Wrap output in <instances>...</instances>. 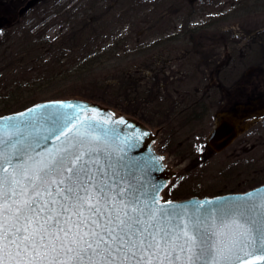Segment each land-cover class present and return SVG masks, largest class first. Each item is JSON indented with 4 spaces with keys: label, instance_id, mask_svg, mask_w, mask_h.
<instances>
[{
    "label": "snow or ice",
    "instance_id": "obj_1",
    "mask_svg": "<svg viewBox=\"0 0 264 264\" xmlns=\"http://www.w3.org/2000/svg\"><path fill=\"white\" fill-rule=\"evenodd\" d=\"M59 108L39 114L29 108L27 122L3 118L7 124L0 130V264L264 260V227L256 226L250 215L254 205L210 200L191 207L170 200L161 204L158 188L145 192L111 162L107 132L101 136L97 131L110 117L101 121L95 109L67 113ZM17 116L23 118L25 112ZM42 124L47 125L43 135Z\"/></svg>",
    "mask_w": 264,
    "mask_h": 264
},
{
    "label": "rangeland",
    "instance_id": "obj_2",
    "mask_svg": "<svg viewBox=\"0 0 264 264\" xmlns=\"http://www.w3.org/2000/svg\"><path fill=\"white\" fill-rule=\"evenodd\" d=\"M131 2H140L137 16L125 13ZM89 4L90 0H52L51 7H47L41 1L19 23L33 30L44 28L49 40L65 36L66 60L78 59L71 46L77 42L79 25L88 18L89 29L104 33V46L111 44L112 37H126L124 49L128 50L121 51L120 47L112 55H103L100 67L90 74L98 78L94 87H85L88 79L68 80L61 75L39 85L37 100L48 98L53 92L84 97V92L91 91L95 100L141 117L155 127L159 95L160 100H170L168 95L189 99L201 78L214 77L227 85L239 77L243 83L248 78L251 83L264 82V0H197L194 9L180 0H98L94 9ZM179 4L186 6H181L180 13L173 12ZM122 9L123 15L118 17L116 13ZM15 28L6 29L7 34L10 36ZM193 35L199 48L190 38ZM7 39L8 36L0 37L1 43L6 40L0 51L14 50L19 42L14 37ZM138 44L140 47H136ZM49 53L55 55V48ZM2 58L0 86L9 72L16 71L19 62L14 60L9 66L12 57ZM7 66L8 72L3 73ZM25 77H31V71H25ZM3 93L0 87V95ZM209 115L184 124L171 119L159 133L156 147L160 142L166 143L168 157L177 161L175 167L179 169L166 187L164 198L241 190L259 177L264 178V115L254 119L228 147L213 153L203 145L216 119L215 113L213 120ZM160 119L165 120V115Z\"/></svg>",
    "mask_w": 264,
    "mask_h": 264
},
{
    "label": "water",
    "instance_id": "obj_3",
    "mask_svg": "<svg viewBox=\"0 0 264 264\" xmlns=\"http://www.w3.org/2000/svg\"><path fill=\"white\" fill-rule=\"evenodd\" d=\"M34 0H29L20 10L26 9ZM3 20L0 17V26L3 24ZM73 104L76 106L74 109L59 108V104ZM39 105H47L48 108H37ZM243 110L242 114L237 116V110ZM34 108L36 113H42L45 111H53L59 108L61 112L72 113L79 109H95L98 113L97 119L103 120L105 117H110V121L107 125L101 124L98 126V133L103 136L104 132H107L105 142L112 151V163L116 169L129 180H134L135 183L143 185L145 192H150L154 187L158 188V196L161 198L160 203L163 204L162 190L169 182L171 177L175 174V171L164 162V155L156 151L155 141L157 138L156 130L152 131L146 124L140 120L132 117L131 115L119 113L114 108L104 105L99 102L78 98V97H66L55 98L36 101L22 109L3 113L0 115V130H3L7 124L4 117H15L16 120L29 119L27 109ZM25 112V117L21 118L17 116L18 113ZM264 113V101L261 97H256L253 101L236 106L233 111H225L219 115L216 125L207 133L206 144H208L213 151H220L225 148L229 142L239 132H242L251 121H246L242 124V119L249 117L252 114L261 115ZM81 115L84 113L81 112ZM90 114V111H89ZM123 119L126 121L124 125L113 123V121ZM47 125L42 124L40 127V134H46L45 129ZM162 158V159H161ZM249 194L251 199H249ZM210 200L219 203H232L240 204L244 206L254 205L255 211L250 215L253 220L258 223L256 226L264 227V182L259 183L245 191L229 192L216 195H204V196H188L185 198L171 199L174 205H188L192 206L194 202ZM249 256L247 259H252ZM202 264V262H201ZM257 264H264V260L257 261Z\"/></svg>",
    "mask_w": 264,
    "mask_h": 264
},
{
    "label": "trees",
    "instance_id": "obj_4",
    "mask_svg": "<svg viewBox=\"0 0 264 264\" xmlns=\"http://www.w3.org/2000/svg\"><path fill=\"white\" fill-rule=\"evenodd\" d=\"M91 4L90 7L96 6V2L98 0H90ZM135 1V0H134ZM185 2L190 8L197 7V0H180V2ZM132 4L129 5L125 9V13H130L131 16H137L139 13V6L140 2H131ZM144 3V0H142ZM186 4L181 5L179 4L173 12L180 13L182 12V7L186 6ZM202 4L205 5V2ZM208 4V3H206ZM143 5V4H142ZM182 6V7H181ZM201 4H199V7ZM193 9H191L193 11ZM123 11L119 10L116 14L118 17L123 15ZM84 12V9H83ZM103 15V14H101ZM230 16V15H227ZM234 16V15H233ZM91 19L93 17H90ZM129 17L127 16V20ZM88 20H90L88 18ZM88 20H84V23L79 25V29L77 30V42L72 45L71 47L75 48V52L78 53L76 60H66V53L65 51L68 50V47L65 46L64 39L65 36L61 39L56 40H49L45 37L43 29L44 28H37L35 30L32 27H26L23 24H16L18 27L14 29L15 34L12 31V34L9 36L6 31H4L0 37L8 36L7 40L16 39L18 44L14 50H5L3 52L0 51V60H3L2 56L9 55L12 57V61L9 64L12 65L15 62L19 61L15 67H18L16 71H11L7 74L5 81L1 84V90L4 91L3 95H0V114L20 109L25 107L37 100L36 97H40V84L48 83L53 79H57L59 76L61 78H68V80H76L79 77L82 79L87 80L88 83L85 87L92 88L94 87L95 81L98 80L96 76H90L93 74L97 67H100L99 64L102 63L103 55L111 54L112 52H117L121 47V51L128 50L124 49L126 45V37H112L113 39L111 44L103 45L102 43L105 42V39L102 38L104 33L98 31L96 28L89 29V22ZM123 20V19H122ZM137 20V19H136ZM86 21V22H85ZM135 21V20H134ZM138 22V21H136ZM117 23V22H116ZM115 23V24H116ZM15 25V26H16ZM207 26V25H205ZM105 31V30H104ZM106 32V31H105ZM17 33V35H16ZM99 33H101L99 35ZM102 35V36H101ZM201 32V36H203ZM199 37V36H197ZM190 38L195 41V36H190ZM200 38V37H199ZM198 42V41H197ZM6 40L2 43L0 41V49L5 45ZM199 43V42H198ZM120 44V45H119ZM199 44L195 41V47H198ZM46 46V47H45ZM45 47L46 51H42V48ZM55 48V55L49 53L51 48ZM136 47H140L139 44ZM7 48V47H6ZM58 51V52H57ZM120 51V52H121ZM7 52V53H5ZM74 52V51H72ZM47 57V58H46ZM74 62V63H73ZM8 67V66H7ZM10 67L7 70L2 71L3 73L8 72ZM6 69V68H4ZM25 71H31V77H25ZM97 73V72H96ZM123 73V72H122ZM126 73H123L125 75ZM87 89V88H86ZM88 90V89H87ZM49 92V91H48ZM91 91L84 92L83 98L93 99L95 94H92ZM58 98V97H66L63 95H59L56 93H51L48 98ZM46 99V98H45ZM97 101V100H96ZM264 178L256 179V183L263 181Z\"/></svg>",
    "mask_w": 264,
    "mask_h": 264
},
{
    "label": "flooded vegetation",
    "instance_id": "obj_5",
    "mask_svg": "<svg viewBox=\"0 0 264 264\" xmlns=\"http://www.w3.org/2000/svg\"><path fill=\"white\" fill-rule=\"evenodd\" d=\"M28 1L29 0H0V17L4 22H6L0 27V33H3L6 29L13 28L14 25L21 21L27 12L32 10V8H34V6H36V4L39 2L45 1L48 5L47 7H51L52 4V0H34L30 6L26 7V9L20 10ZM240 80L241 77L235 80V83L232 82L227 85L223 81L222 83L219 81V79L214 77L206 79L201 78L199 79L200 85L194 89V94H192L191 97L189 95V99L185 100H181L179 97H177V95H168L171 97L170 100H167L166 97L165 99L160 100V95L158 94L159 99L157 101L158 103L156 111V116L158 117L155 123L156 125H154L155 127H152L147 121L144 122L152 128H158L159 135L164 127H168L169 123L172 122L171 119H177L178 124H181L182 122L184 124L189 123L192 119L200 121L202 117L205 118V116H208L210 113L209 119L213 120L214 113L218 115L225 111H233L236 106L244 105L250 100L253 101L256 97H261V99L264 101V82L255 83L254 81V83H251L252 80H250V78L244 80V83ZM252 85L253 87H248ZM235 112L238 116L239 114L243 113V110H241L240 107V110ZM162 115H165V120L160 119V116ZM214 124L215 123L213 122V125ZM237 137L232 142H234ZM232 142H230V144H232ZM164 145H166V143L160 142V148L158 147V150L160 153L165 155L164 157L166 158V162L170 165V167L174 168L178 173L179 169L175 167L177 161L168 157L170 152H168V147ZM203 145L206 149H208L209 153H213L206 144ZM193 149L197 150V148ZM172 157H174V155H172ZM197 160L198 159L196 158V164ZM175 177L176 176H174L172 180Z\"/></svg>",
    "mask_w": 264,
    "mask_h": 264
},
{
    "label": "bare ground",
    "instance_id": "obj_6",
    "mask_svg": "<svg viewBox=\"0 0 264 264\" xmlns=\"http://www.w3.org/2000/svg\"><path fill=\"white\" fill-rule=\"evenodd\" d=\"M222 194V193H221Z\"/></svg>",
    "mask_w": 264,
    "mask_h": 264
}]
</instances>
